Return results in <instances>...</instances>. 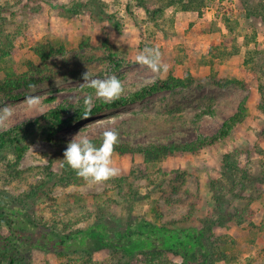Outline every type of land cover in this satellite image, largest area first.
Masks as SVG:
<instances>
[{"label":"rangeland","instance_id":"obj_1","mask_svg":"<svg viewBox=\"0 0 264 264\" xmlns=\"http://www.w3.org/2000/svg\"><path fill=\"white\" fill-rule=\"evenodd\" d=\"M139 1L0 0L5 33L14 40L12 54L0 61V67L24 72L26 62L37 59L31 50L37 42L49 40L67 47L52 58L50 70L38 76L36 84L0 94V107L14 109L11 121L0 130L59 105L66 107L65 116H71L85 107L84 98L89 95L94 106L99 101L95 90L82 85L88 70L98 78L117 76L123 84L120 97L171 73L183 76L190 71L194 75L188 87L85 118L61 130L55 141L34 138L20 161V168L33 169L22 179L9 181L0 169V194L17 198L33 187L38 191L26 201L33 217L26 232L31 239L24 243L28 264L183 263L173 253L153 263L138 254L130 259L122 251L100 247L95 239L76 247V252L60 255L55 248L58 239L46 235L52 228L63 234L87 230L100 218L109 223L110 231L125 230L140 219L177 229L209 227L203 241L214 253L215 264H264V193L249 208L254 214L244 213L246 220L237 224L234 214L242 213L238 208L242 210L245 201L229 197L233 218L227 223L214 222L225 207L217 204L211 190L212 180L222 176L227 153L238 150L251 173L264 170L259 80L244 66L248 48L264 50V20L247 19L240 0H204L199 10L173 5L158 17ZM155 2L146 0L147 7L157 8ZM248 39H253L249 46ZM105 41L116 50V60L109 59ZM145 48L158 49L167 72H153L137 61ZM224 50L232 54L223 61L215 57ZM209 59L215 60L213 68L203 63ZM235 77L245 84L222 87L215 81ZM30 94L40 98L37 110H26L25 98ZM51 96L54 99L48 100ZM242 104L248 107V118L229 137L198 153L175 154L150 163L138 154L112 153L113 166L120 172L109 180L92 184L59 181L64 151L78 133L95 139L114 130L119 141L135 145L186 143L216 135ZM0 230L9 233L5 223Z\"/></svg>","mask_w":264,"mask_h":264},{"label":"trees","instance_id":"obj_2","mask_svg":"<svg viewBox=\"0 0 264 264\" xmlns=\"http://www.w3.org/2000/svg\"><path fill=\"white\" fill-rule=\"evenodd\" d=\"M157 8L147 7L146 0H140L142 7L146 8L148 13L154 14V17L161 15L167 8L173 5H180L183 10H199L204 5V0H155ZM247 19L264 20V0H240ZM151 14V15H152ZM253 39H248L246 45L249 46ZM108 42L105 41L104 44ZM109 49V59L116 60L117 52L114 47L107 44ZM14 49V40L5 33L4 21L0 10V61L12 54ZM67 47L61 42L42 41L31 46V50L36 56V60L29 59L26 62V70L22 73L13 72L8 67H0V72L4 77L0 78V94L11 92L20 87H30L38 82V76L47 73L50 70L51 60L56 55H61ZM227 51V52H226ZM237 52V50H236ZM232 52L224 50L215 54V57L222 61L231 55ZM264 50L257 48H248L244 59V66L252 74L258 77L260 92V101L258 108L264 113ZM263 59V60H262ZM262 60V61H261ZM204 64L213 68L215 60H204ZM215 75V74H213ZM222 87L231 84L244 85L245 82L239 78H226L215 80ZM194 83V75L186 71L183 76H177L171 73L166 79H159L154 83L143 87L141 90L125 97H120L111 103H104L99 100L91 111H86L85 107L77 110L71 116L66 115L64 105L49 108L32 118L19 122L8 129L0 130V169L8 175L9 181L22 179L25 173L32 170L20 168V161L28 149L30 142L36 137H42L48 141H55L57 134L85 118L98 115L99 113L111 109H117L125 105L145 100L146 98L163 92L172 91L180 87H188ZM51 96L48 100H53ZM250 112L245 104L229 117L216 135L200 137L194 141L186 143L163 142L135 145L131 142L119 141L113 148V153L120 155L138 154L144 157L146 162H155L162 160L167 156L184 153H198L201 149L213 145L218 141L229 137L239 124L243 123ZM99 145L102 138L92 139ZM63 175L60 177L61 182H82L84 179L77 176L76 172L70 168L65 161L62 162ZM211 190L214 192V198L220 207L219 216L214 222H228L234 216L237 224H242L246 215L254 213L249 208H253L254 201L260 199L264 193V170L262 173H251L250 168L240 159L238 150L224 155L222 160V176L212 180ZM36 187L31 188L28 192L20 197L12 198L11 195L0 194V228L5 225L8 227V235L0 230V264H28L27 252L24 243L31 238L26 232L33 220L32 215L27 209L26 201L37 195ZM4 196V197H2ZM229 197L239 199L244 204L238 208L241 214H234L230 205ZM242 203V204H243ZM158 215L160 211L156 209ZM246 211H251L246 213ZM213 222V223H214ZM212 223V225H213ZM205 227L202 230L196 228H169L158 225L149 220H136L134 225H129L125 230L116 231L114 228L110 231L109 223L103 219L97 220L87 230H77L67 234L58 232L52 228L49 231V238H57L55 248L58 253L69 254L76 252V247L85 244L88 239H95L100 247H109L115 252H123L130 259L134 255H143L146 261L153 263L154 260H167V255L173 253L182 258V264H215L213 259L214 253L209 250L208 245L203 241ZM23 246V247H22Z\"/></svg>","mask_w":264,"mask_h":264},{"label":"clouds","instance_id":"obj_3","mask_svg":"<svg viewBox=\"0 0 264 264\" xmlns=\"http://www.w3.org/2000/svg\"><path fill=\"white\" fill-rule=\"evenodd\" d=\"M137 61L147 65L153 72H167L168 66L160 62L158 49L145 48L137 57ZM84 83L95 90V97L104 103H111L119 99L123 92V84L115 75L98 78L89 70L83 74ZM41 104L37 95H28L25 98L26 110L34 111ZM86 111L93 106L92 96L84 98ZM14 116V109L9 106L0 107V126H6ZM118 142V133L106 130L102 133V141L97 145L88 135H75L67 144L63 154L65 163L72 168L77 176L87 183H100L119 174L120 169L113 166L112 153Z\"/></svg>","mask_w":264,"mask_h":264}]
</instances>
